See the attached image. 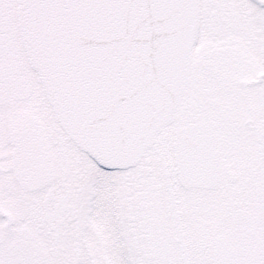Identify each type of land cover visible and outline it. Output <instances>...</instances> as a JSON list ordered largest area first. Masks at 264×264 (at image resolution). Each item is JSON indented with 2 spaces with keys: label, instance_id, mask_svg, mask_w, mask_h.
Here are the masks:
<instances>
[{
  "label": "snow or ice",
  "instance_id": "6c2138e0",
  "mask_svg": "<svg viewBox=\"0 0 264 264\" xmlns=\"http://www.w3.org/2000/svg\"><path fill=\"white\" fill-rule=\"evenodd\" d=\"M0 264H264V0H0Z\"/></svg>",
  "mask_w": 264,
  "mask_h": 264
}]
</instances>
